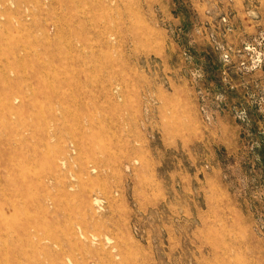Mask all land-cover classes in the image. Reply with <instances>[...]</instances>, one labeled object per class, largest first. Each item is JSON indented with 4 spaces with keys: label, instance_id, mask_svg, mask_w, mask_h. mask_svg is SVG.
Wrapping results in <instances>:
<instances>
[{
    "label": "rangeland",
    "instance_id": "rangeland-1",
    "mask_svg": "<svg viewBox=\"0 0 264 264\" xmlns=\"http://www.w3.org/2000/svg\"><path fill=\"white\" fill-rule=\"evenodd\" d=\"M69 262L264 264V0H0V264Z\"/></svg>",
    "mask_w": 264,
    "mask_h": 264
},
{
    "label": "bare ground",
    "instance_id": "bare-ground-1",
    "mask_svg": "<svg viewBox=\"0 0 264 264\" xmlns=\"http://www.w3.org/2000/svg\"><path fill=\"white\" fill-rule=\"evenodd\" d=\"M1 3H2V2H1ZM2 4L6 7V4H5L4 2H3ZM12 5H13V4H12ZM6 13H7V12H6ZM68 260H69V259H68ZM72 260H73V259H72ZM69 263H70V262H69ZM71 263H72V262H71ZM71 263H70V264H71Z\"/></svg>",
    "mask_w": 264,
    "mask_h": 264
}]
</instances>
